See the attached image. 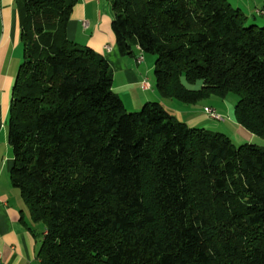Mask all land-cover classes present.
Masks as SVG:
<instances>
[{
  "label": "trees",
  "instance_id": "1",
  "mask_svg": "<svg viewBox=\"0 0 264 264\" xmlns=\"http://www.w3.org/2000/svg\"><path fill=\"white\" fill-rule=\"evenodd\" d=\"M77 2L17 0L11 182L44 228L40 264H264V148L157 102L128 113L105 57L68 39ZM112 11L120 55H154L163 98L238 94L236 123L264 138V24L227 0H112Z\"/></svg>",
  "mask_w": 264,
  "mask_h": 264
},
{
  "label": "crops",
  "instance_id": "2",
  "mask_svg": "<svg viewBox=\"0 0 264 264\" xmlns=\"http://www.w3.org/2000/svg\"><path fill=\"white\" fill-rule=\"evenodd\" d=\"M17 4V0H0V264H40L38 253L42 240L38 236V227L32 224L28 207L11 182L15 161L9 143L8 122L12 93L24 56ZM262 9L264 0H255L248 10L252 19L259 17L264 24V16H256ZM113 19L112 0H78L67 36L105 57L114 73L113 90L126 109L139 110L147 103L157 102L189 127L209 131L219 128L199 104L186 105L163 98L156 84H150L148 77L152 67L148 63L139 65L135 58L120 55L111 29ZM145 79L150 84L149 90L142 88ZM239 131L245 133V137H240L237 142L240 145L249 143L247 139L252 136L242 129Z\"/></svg>",
  "mask_w": 264,
  "mask_h": 264
},
{
  "label": "rangeland",
  "instance_id": "3",
  "mask_svg": "<svg viewBox=\"0 0 264 264\" xmlns=\"http://www.w3.org/2000/svg\"><path fill=\"white\" fill-rule=\"evenodd\" d=\"M234 8H238L239 5L241 6V9L245 10L244 13L246 14V16L249 17V23L252 22V14L251 12L248 10L251 6L254 5V1L252 0H227ZM240 8V7H239ZM256 21L260 24L263 25L262 20L257 17ZM144 57V65H150V68L152 67V70L150 71V75L148 77L150 84L152 86H155V76H154V70H153V66L155 64L156 61V57L154 55H150V54H143ZM240 101V97L238 94L235 93H230L228 94L226 97H219L216 95H213L207 99H204L202 101L197 102L196 104H199V106H201L202 111L205 112V109H211L217 112V114L220 116L221 120L215 121L218 125L219 128H215V129H210L212 132H222L224 134H226L227 136H229L231 138V140L236 144V145H240V142H237L238 139L244 138L245 137V133H243L242 131H239L240 129L244 130L245 132H247L249 134V136L251 135L252 137L250 138V140L247 139V141L250 144H255L258 145L260 147L264 148V138L254 135L251 132H249L248 130H246L245 128L241 127L240 125H238L236 123L235 120V109L237 104ZM144 106V105H143ZM143 106L139 109V110H128V113H136L141 111V109L143 108ZM242 133V134H241ZM38 231V236L41 237L40 240H42V232L44 231V228L42 226H39L37 228Z\"/></svg>",
  "mask_w": 264,
  "mask_h": 264
},
{
  "label": "built area",
  "instance_id": "4",
  "mask_svg": "<svg viewBox=\"0 0 264 264\" xmlns=\"http://www.w3.org/2000/svg\"><path fill=\"white\" fill-rule=\"evenodd\" d=\"M257 13H258V15L264 16V11H260L259 10ZM143 61H144V57L143 56L139 57L138 60H137L138 64H142ZM142 88H143V90H149L150 89V84H149L147 79H145L142 82ZM205 112L207 113V115L210 117L211 120H215V121L221 120L220 116L217 114L216 111L211 110V109H205Z\"/></svg>",
  "mask_w": 264,
  "mask_h": 264
}]
</instances>
